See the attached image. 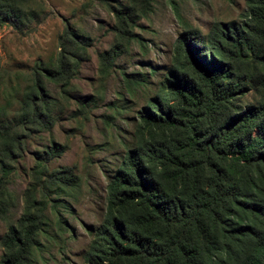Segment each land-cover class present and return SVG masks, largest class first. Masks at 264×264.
Masks as SVG:
<instances>
[{"label": "trees", "instance_id": "trees-1", "mask_svg": "<svg viewBox=\"0 0 264 264\" xmlns=\"http://www.w3.org/2000/svg\"><path fill=\"white\" fill-rule=\"evenodd\" d=\"M34 2L0 0V24L22 31L37 21ZM153 2L109 3L114 40L97 54L101 80ZM182 27L166 74L138 110L132 142L108 179L102 222L88 227L86 264H264V0H247L240 23L215 22L207 33ZM91 43L65 23L54 65L33 70L17 120L0 122V218L12 205L7 186L26 140L54 123L43 78L66 91ZM121 75L130 93L146 84L140 72ZM249 93L254 99L243 100ZM95 100H78L74 115ZM64 149L52 143L36 156L22 214L0 236V264H32L55 200L50 193L76 182L72 167L47 166Z\"/></svg>", "mask_w": 264, "mask_h": 264}, {"label": "rangeland", "instance_id": "rangeland-1", "mask_svg": "<svg viewBox=\"0 0 264 264\" xmlns=\"http://www.w3.org/2000/svg\"><path fill=\"white\" fill-rule=\"evenodd\" d=\"M37 21L22 31L0 24V122H15L26 90L33 83L36 67H52L58 54V37L65 23L92 40L89 57L66 91L43 78L46 94L54 102L50 129L34 130L26 140L24 154L17 158L8 183L12 205L6 218H0V236L7 222H16L23 211L24 192L31 181L36 156L52 143L64 145L61 155L47 163L49 170L72 167L76 182L59 193H50L46 219L40 232V245L32 264H86L83 254L91 236L88 227H98L106 206L108 179L118 167L132 131L138 110L144 105L170 65L175 41L183 22L207 33L215 22L244 19L247 0H155L151 11L134 28L136 38L114 62L110 73L100 79L97 54L114 40V15L110 5L128 0H35ZM123 72H140L146 84L128 92ZM94 95L95 103L74 115L78 100ZM251 93L243 100H253ZM51 204L55 205V208ZM67 226L59 229L57 220ZM2 249L0 247V256Z\"/></svg>", "mask_w": 264, "mask_h": 264}]
</instances>
